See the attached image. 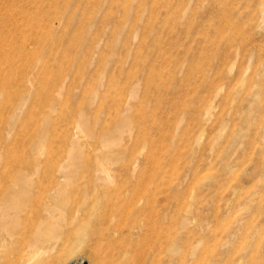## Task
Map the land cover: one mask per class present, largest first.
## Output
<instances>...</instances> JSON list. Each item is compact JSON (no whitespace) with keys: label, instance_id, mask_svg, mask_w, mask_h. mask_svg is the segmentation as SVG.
Masks as SVG:
<instances>
[{"label":"rangeland","instance_id":"rangeland-1","mask_svg":"<svg viewBox=\"0 0 264 264\" xmlns=\"http://www.w3.org/2000/svg\"><path fill=\"white\" fill-rule=\"evenodd\" d=\"M0 211V264H264V0H0Z\"/></svg>","mask_w":264,"mask_h":264},{"label":"bare ground","instance_id":"bare-ground-1","mask_svg":"<svg viewBox=\"0 0 264 264\" xmlns=\"http://www.w3.org/2000/svg\"><path fill=\"white\" fill-rule=\"evenodd\" d=\"M132 175V174H131ZM114 176H111V175H107V176H105V178H104V180L106 179V180H111V182H112V179L111 178H113ZM83 178H85V176L83 177ZM87 178H88V176H87ZM116 178V177H115ZM114 178V179H115ZM90 181V180H92V178H90V179H85L84 181ZM103 180V181H104ZM115 180H117V179H115ZM119 180V179H118ZM137 180V179H136ZM122 181V180H121ZM133 181H135V180H133ZM106 182V181H105ZM105 182H103V184L105 183ZM110 182V181H109ZM114 182V185L112 186V185H110L109 184V186H112L110 189H109V191L106 193V192H103V191H98L99 193L101 192H103V193H105V195H106V197H108V198H106L105 196H104V199L106 198L107 200H108V206L110 205V207L111 206H122V208L123 207H127V206H132L133 204H137L138 205V203L139 202H141V201H145V199L147 200V196L148 197H150V199H151V196H153V194H150V192H151V189H155L156 188V185L154 186V184H152V183H150V184H152L151 186H154V188L152 187L151 188V186L149 185V186H147L146 185V187H145V185H143L144 183H146V182H144V180L143 179H141L140 180V183L138 182H136L138 185H140V187L138 188V187H136V186H138V185H135L136 183H133V182H131V183H133L135 186H133V188H131L130 190L129 189H125V192H123V191H120L121 189L122 190H124V187L126 188V186H125V184L123 185V188H120L121 186H119V185H122V183L121 184H119V181H113ZM144 182V183H143ZM150 182V181H149ZM91 183V182H90ZM97 183V182H96ZM108 183V182H107ZM128 183H130V182H128ZM128 183H127V186H128ZM81 184H82V182H81ZM94 184V183H93ZM98 184V183H97ZM102 184V186H104ZM87 186V185H86ZM143 186V187H142ZM90 187H91V184H90ZM107 187V186H106ZM142 187V188H141ZM128 188H130V186L128 187ZM98 189V188H97ZM101 189V188H100ZM105 189V188H104ZM99 190V189H98ZM127 190V191H126ZM150 191V192H149ZM153 192V191H152ZM151 195H149V194ZM155 193V192H154ZM98 194V193H97ZM96 194V195H97ZM95 196V195H94ZM98 196V195H97ZM100 196V195H99ZM99 196H98V199H99ZM120 196H121V198H120ZM12 197V196H11ZM101 198H103L102 196H101ZM96 198H94V200H95ZM113 199V200H112ZM123 201V203L124 204H122L121 205V200ZM149 199V198H148ZM149 199V200H150ZM93 200V199H92ZM117 201V202H113V201ZM96 201H98L97 199H96ZM103 201V200H102ZM143 201V202H144ZM148 201V200H147ZM93 202V201H92ZM149 202V201H148ZM99 203H100V199H99ZM107 203H105V204H107ZM111 203V204H110ZM92 204V203H91ZM103 204H104V202H103ZM142 204H144V203H142ZM10 205V204H9ZM79 205V204H78ZM83 205V204H82ZM14 206V205H13ZM108 206L106 207V208H108ZM139 206V205H138ZM146 206V205H145ZM91 207V206H90ZM94 207V206H93ZM126 207H125V209H126ZM136 207V206H135ZM10 208V207H9ZM79 208H81V206L79 207ZM114 208V207H113ZM137 208V207H136ZM135 208V209H136ZM143 209H145L144 207H142ZM147 208V207H146ZM152 208V207H151ZM2 209V208H1ZM87 209V208H86ZM92 209V208H91ZM115 209V208H114ZM124 209V208H123ZM124 209V210H125ZM138 209H139V207H138ZM153 209V208H152ZM152 209H151V212H152V214H153V211H152ZM80 210V209H79ZM83 210V209H82ZM121 210V209H120ZM118 208H117V211L119 212L120 211ZM147 210V209H146ZM104 211V210H103ZM105 211H107V209L105 210ZM149 211V210H148ZM0 212H2V211H0ZM33 212V210L32 209H30V211H29V213H27V214H25L24 215V217H26V219L28 220H30V218H32V216H31V213ZM83 212H85V211H83ZM87 212H89V211H87ZM109 212H115L116 213V211H109ZM108 211H107V213H109ZM121 212V211H120ZM147 212V211H146ZM150 213V212H149ZM24 214V213H23ZM80 214H81V212H80ZM86 214V213H85ZM91 214V213H90ZM110 214V213H109ZM15 215V214H14ZM82 215H83V213H82ZM117 215V214H116ZM115 215V216H116ZM120 215H122V214H120ZM118 216H119V214H118ZM86 217V216H85ZM89 217V216H88ZM122 217V216H121ZM4 217H3V215L1 214L0 215V220H2ZM81 218V217H80ZM83 218V217H82ZM81 218V219H82ZM87 218V217H86ZM118 218V217H117ZM6 219V218H5ZM80 219V220H81ZM114 218H113V214H112V216L111 215H107V214H105L104 215V217L102 218V222L101 223H98V225H101V232L100 233H102V231L104 232L105 230V233H102L103 235L104 234H107V231L109 232V230L111 231V229H118L119 230V228H116L117 227V225L115 224V228L113 227L114 225V223L112 224V221H114L113 220ZM120 220H122L121 218H120ZM79 221V220H78ZM160 222V221H159ZM163 222V221H162ZM2 223V222H1ZM97 223V222H96ZM119 223H121V222H119ZM119 223H117V224H119ZM153 223L154 224H158L157 222L155 223L154 221H153ZM152 224V223H151ZM150 224V225H151ZM97 225V224H96ZM120 225V224H119ZM160 225V223L158 224V226ZM162 225V227L163 226H165V225H163V223L161 224ZM3 226V227H2ZM0 225V245L1 244H4V243H6L7 242V240L10 238V236H9V233H8V231H6V229H5V226L4 225ZM121 226V225H120ZM158 226H155V227H158ZM151 227H153V225H151ZM150 227V228H151ZM154 228V227H153ZM159 228H161V226H159ZM159 228H157V230L159 229ZM167 228H169V227H166V230L167 231H169V229H167ZM96 229H98V228H96ZM155 229V228H154ZM165 229V228H164ZM150 230V229H149ZM156 230V231H157ZM97 231V230H96ZM96 231H95V233H96ZM117 231V230H116ZM155 231V230H154ZM166 231V232H167ZM115 232V231H114ZM113 232V233H114ZM100 233L98 234L99 236H100ZM111 233V232H110ZM110 233H108L109 235H106V236H110L111 234ZM155 233V232H154ZM162 233H163V231H162ZM168 233V232H167ZM102 234H101V237H102ZM167 236V235H166ZM98 237V236H97ZM96 237V238H97ZM168 237V236H167ZM100 238V237H99ZM103 239H104V237H102ZM102 238H100L103 242H104V240L102 239ZM107 238V237H106ZM105 238V239H106ZM110 238V237H109ZM109 238H107L106 239V241L109 239ZM114 239V238H113ZM96 240V239H95ZM111 240V239H110ZM110 240H108V242L110 241ZM97 241H99V240H97ZM105 241V242H106ZM113 241V240H112ZM107 242V243H108ZM98 243V242H97ZM102 243V242H101ZM101 243H99V245L101 244ZM112 243V242H111ZM110 244V243H109ZM113 244V243H112ZM98 245V244H97ZM103 245H106L105 243L103 244ZM102 245V246H103ZM101 246V247H102ZM99 248V247H98ZM101 249V248H100ZM106 264V263H105Z\"/></svg>","mask_w":264,"mask_h":264}]
</instances>
